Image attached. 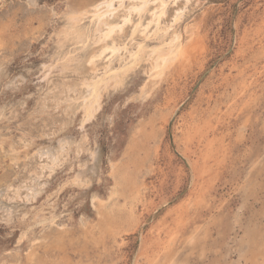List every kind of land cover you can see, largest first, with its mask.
Listing matches in <instances>:
<instances>
[{
  "label": "rangeland",
  "instance_id": "obj_1",
  "mask_svg": "<svg viewBox=\"0 0 264 264\" xmlns=\"http://www.w3.org/2000/svg\"><path fill=\"white\" fill-rule=\"evenodd\" d=\"M68 2L0 0V264H35L56 235L71 264H246L250 233L264 241V0H192L178 30L201 24L198 62L144 99L142 62L84 127L55 89L78 87L86 68L40 78ZM63 141L65 163L49 174L42 153ZM123 173L141 188L134 203L109 196ZM107 213L121 233H98Z\"/></svg>",
  "mask_w": 264,
  "mask_h": 264
},
{
  "label": "bare ground",
  "instance_id": "obj_2",
  "mask_svg": "<svg viewBox=\"0 0 264 264\" xmlns=\"http://www.w3.org/2000/svg\"><path fill=\"white\" fill-rule=\"evenodd\" d=\"M191 1L69 0L62 16L64 18V25L59 29L56 36V48H58V51H56V56L51 58L50 63L43 65L42 77L40 78L47 80L54 72H59V74L71 72L74 74L77 73L78 75L79 71L83 68H86L88 71V76L86 79L83 78L82 81L79 79L78 87L72 82V85L65 84L63 86L60 85L61 88H56L55 90L59 91L60 98L57 101L53 99L56 101L55 104L59 106L63 94H67L68 99L66 98L65 101H68L69 104L66 105V110H71L72 106H74L75 111L81 113L82 119L80 120V124L84 127L100 111L104 94L110 89L116 90L120 88L130 73L134 72L142 62L148 63V68L147 71L145 70V73H147L146 82L139 90L140 98L144 99L149 97L157 88L159 89L163 82L169 79L174 82L178 79L177 76L186 72V69L193 63L198 62V58L203 55L205 49V44L200 33L201 24H190L183 27L182 30H178V28H181L179 25L182 23L186 11H189L187 9ZM126 29L127 32L125 31ZM150 40H155L157 43L154 41L156 44L149 48L147 47V41ZM101 61H105V66L102 70L98 68ZM115 61H118L116 62V67L114 66ZM83 71L86 72L85 70ZM71 96L73 99L70 98ZM44 109L46 110V107ZM68 144L67 141L60 142L58 151H44L42 153V156L46 159L43 169H46L49 174L54 172L64 162L65 157L69 153H64L66 145L68 146ZM42 156H40L41 159L38 157V160L41 161L43 159ZM91 156L94 157V154L92 153ZM13 158L14 153L12 154V160ZM38 164L40 165V163ZM125 173L122 174V177H119L117 186L111 190L109 196H114L115 199L116 195L119 196L122 194V196L126 197V201L130 199L134 203L142 196L141 188L137 186V179L131 182L126 178L127 174ZM47 174L46 176H49ZM34 182L35 179H32L30 185L26 187V197L28 199H35L38 193L39 184L37 187ZM73 183L81 186L82 184L84 185V180L82 176L77 175L74 177ZM40 186L42 187V185ZM124 186H128L126 188V190L128 189V193L120 190ZM6 188L7 192L5 191L6 193H4L9 198L10 195L8 193L10 194L13 191H10L11 187L8 185ZM14 192L19 195L15 190ZM12 199L15 198L12 197ZM8 200L10 201V198ZM3 207L5 208L6 206ZM125 207H127L126 202L119 207L118 211H121V208L125 209ZM0 210L2 209L0 208ZM10 210H5V217L8 221L12 213ZM128 212L130 217H134L133 207L129 208ZM36 218L39 221L40 214ZM118 218L112 215V213L105 214L102 223L107 222L104 229L99 225L97 228L98 233H104V230H110L112 233L117 231L118 234L121 233L122 226L120 228L116 222ZM91 234L94 236L93 232ZM54 240L50 244V250L53 247L55 253L52 251V254L35 261V264H71L68 258L61 256L63 253L65 254L66 249L64 237L62 235H56ZM249 240L252 242V249L249 252L248 258H246V264H264V241L255 232L250 233ZM30 261L32 262L33 260L30 259ZM157 263L163 264L161 261ZM171 263V261H168L165 264Z\"/></svg>",
  "mask_w": 264,
  "mask_h": 264
}]
</instances>
